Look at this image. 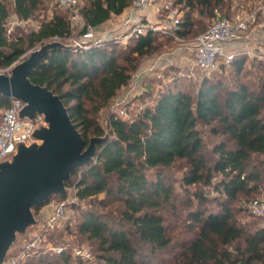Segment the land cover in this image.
<instances>
[{"label": "trees", "instance_id": "obj_1", "mask_svg": "<svg viewBox=\"0 0 264 264\" xmlns=\"http://www.w3.org/2000/svg\"><path fill=\"white\" fill-rule=\"evenodd\" d=\"M131 1L83 0L78 35L120 16ZM232 1L175 0V5L186 8L176 34L180 38L192 34L193 11L212 18L214 12L230 17L235 11ZM39 6L40 0H0V69L49 41L69 45L70 19L55 9L25 36L8 34L10 9L19 21L27 22ZM158 37L173 42L170 36L149 30L131 38L124 50L110 42L53 49L30 75L32 83L60 97L84 148L91 138L108 135L106 142L96 145L91 162L76 169L65 186L73 189L78 202L103 206V200L97 201L100 195L121 202V218L131 230L114 228L94 210H83L73 202L71 209H77L81 218L78 232L99 243L103 264H149L138 259L137 242L147 247L150 257H171L159 259L161 264H264V223L253 216L254 220L242 222L238 218L242 210L232 207L240 196L249 199L256 194L264 181V72L240 80L235 77L230 86L224 85L221 73H214L202 80L196 94L175 79L133 117L110 115L107 133L98 123V112L129 84L140 61L161 51ZM246 62L245 56L234 59L230 66L234 76L242 73ZM251 63L262 66L260 60ZM7 104L8 99L0 96V110ZM207 136L214 140L210 146ZM177 163L184 169L177 180L183 198L170 183L169 169ZM190 186L194 188L189 190ZM201 188H211L220 196L212 200L215 209L207 208L211 200ZM59 197L61 201L65 195ZM160 211L176 220L183 217L180 228L188 235L185 241H175L176 227L165 224ZM41 260V253L34 252L21 264Z\"/></svg>", "mask_w": 264, "mask_h": 264}, {"label": "rangeland", "instance_id": "obj_2", "mask_svg": "<svg viewBox=\"0 0 264 264\" xmlns=\"http://www.w3.org/2000/svg\"><path fill=\"white\" fill-rule=\"evenodd\" d=\"M261 1L263 0H251L246 4H242L241 2H239V4L243 5L246 10H249L255 7ZM174 2L175 0H150L148 8L142 13L148 17L147 20H149L150 24L166 25L169 21L168 16L171 10H175L180 18L186 12V8L182 6L179 7L175 5ZM82 4L83 0H79L76 6L73 7V9L66 10L57 8L55 0H40V6L38 11L36 12L34 19L27 22L19 21L10 9V14L6 23L7 32L8 34L14 36H25L31 30L37 29L38 24L43 20L48 19L51 15L52 10L55 9L66 13V15L70 19L71 27L73 30V37L69 43V46L75 44V42L76 44H81L83 42V39L78 35V32L81 29L82 21L78 12ZM228 4L229 1L226 2L225 6L227 7ZM231 4L233 7L236 6V4H234V1H232ZM236 9L237 8H234V10ZM217 13L220 14L221 12ZM214 14H216V12H214ZM127 17L128 11L126 10L124 16L121 17L118 25L121 26L122 22H124ZM192 17L195 24L192 30V34L185 38H180V41L173 40L172 43H166L161 37H158V40L156 41L157 44H163L161 51L149 58L142 59L137 71L134 72L129 84L118 91L116 97L111 100L110 104L105 109L98 112V123L105 130V132L107 131L108 118L110 115H119L121 111H124L126 114V117L124 118L133 117L141 109L148 105H151L157 94L160 91H163L167 87L171 86L175 79L179 80L182 88L189 90L192 94H196L200 83L207 77L203 76L197 69L191 68L189 66L190 63L188 61L190 58L188 56L187 50H183L181 54L178 53V49L181 47L188 48L194 38H196V36H198V34L202 30L207 28L213 18L207 16L206 14L199 15L195 11L192 12ZM259 20H264V14L258 17L257 22ZM110 28L101 27L93 29V39H95L94 41L99 40L100 42H102V46L104 43L110 42L114 44V48H121L122 50H124L130 39H124V34L114 35L113 33H110ZM94 41L90 43H93ZM39 47L40 46H36L35 48L29 50L24 56L21 57L20 60L27 57L31 51ZM183 54L185 56L182 57ZM159 58H162V60L164 61H159ZM246 59L247 62L243 68V71L238 76H234L233 69H230L231 67L220 72L221 77L224 78V85L230 86L233 83L235 77L240 80L242 78H245L246 76L253 77L255 74L258 75L264 72V60H260V62H262V66H259L258 64L251 63L252 60L256 59H250L247 57ZM10 67L0 69V73H8ZM211 77L212 76H210L209 78ZM143 89L144 91H146L144 92ZM1 112L2 109L0 110V118ZM199 128L203 129L204 133H207V129L203 127ZM205 142L208 146H210L214 142V140L207 136L205 137ZM183 170L184 169H182L181 163H177L169 169V174L173 178V180H170V183L173 185L175 192L180 198H183L184 194L179 188L177 180L181 178ZM193 188V186L188 187L189 190H192ZM201 189L203 190L204 195L211 200L206 205L207 208L215 209L216 204L212 200L221 199L220 196L216 194L211 188ZM53 197L54 198L50 200L47 205L39 206V208L33 210V214L36 220L40 219V214H42V222L44 223L51 215L54 204L57 203L60 199L59 196ZM262 197H264V181L260 185V189L256 194L250 196L249 199L240 196V200L236 201L234 205H232L233 209L238 208L242 210V212L238 214V218L241 219L242 222H250L254 220V218L249 214L247 210V205L251 199ZM64 199L67 201L63 216L61 217L60 221L55 224L52 229L46 232L42 231V236L37 226H34L25 235H19L17 237L16 243L10 250L11 255L6 258L5 264H9V262L13 259V256L18 253L21 246L25 245L26 243H31L32 241L34 242V248L28 251L29 254L27 257L31 256V254H33L34 252L39 254L41 253L42 255V262H34L33 264H64V260L67 261V264H79V261L84 264H103L100 259L102 253L100 251L99 243L97 241L88 240L85 236H82L78 232L77 224L81 218L79 215L80 213L79 211H77V209H71V203L78 202L74 197V191L72 188L67 189ZM100 200L104 201L103 206L90 204L87 201L78 202V206L83 210H94L95 212L100 214L107 222L113 225L114 228L123 227L126 230H131V225L124 222L121 218V212L123 210V205L121 202L115 199H111L110 197L107 198L103 195L97 197V201ZM160 213L166 220L165 224L170 225L173 228L176 227L172 233L176 238L175 241H185L188 235L184 234L183 229L180 228V226H182L181 220H183V217L180 220H176L175 218H172L168 213H163L162 211H160ZM258 222H260L261 224L262 220L258 219ZM34 236L39 237L35 239ZM135 245L139 250L138 259L140 261L147 260L150 261L149 264H152L156 262L160 263L159 259L161 258L171 259V257H169L168 255L162 254L157 255V258L155 259L149 256L148 249L143 243L137 242L135 243ZM77 253H80V255H77ZM81 254H86V257L84 256L83 259L82 257H80Z\"/></svg>", "mask_w": 264, "mask_h": 264}, {"label": "water", "instance_id": "obj_3", "mask_svg": "<svg viewBox=\"0 0 264 264\" xmlns=\"http://www.w3.org/2000/svg\"><path fill=\"white\" fill-rule=\"evenodd\" d=\"M57 48H72L51 41L31 51L27 57L0 73V96L23 104L19 119L42 116L31 134L30 143L19 142L15 152L0 162V264H4L19 235H25L38 220L33 209L50 197L65 195L71 174L88 165L96 145L108 135L84 140L71 121L59 96L45 86L31 82L30 75L45 55Z\"/></svg>", "mask_w": 264, "mask_h": 264}, {"label": "built area", "instance_id": "obj_4", "mask_svg": "<svg viewBox=\"0 0 264 264\" xmlns=\"http://www.w3.org/2000/svg\"><path fill=\"white\" fill-rule=\"evenodd\" d=\"M78 1L55 0V3L60 8L73 9ZM149 4L150 0L131 1L127 9L128 17L121 25L127 28L124 33V39H131L143 35L150 30L170 36L174 41H180V37L176 34L180 17L175 10L169 12V21L166 25H153L149 21L146 22V20L144 21L139 18L132 19V16H137L146 10ZM234 4H236L234 7L237 9L233 11L230 17H223L216 12L211 23L202 33L194 38L188 48L181 47L178 49V53L181 54L183 50H187L190 58L188 61L190 63L189 66L197 69L205 77L230 68L237 56L264 60V52L258 47L250 45V43H253L252 34L256 30L258 17L264 14V0L249 10H246L243 5H240L239 1L235 0ZM81 37L83 42L81 44H76L75 42L77 47L85 46V44L95 40L93 39V29L88 28ZM93 43L101 45L102 42L98 40ZM183 56L185 55L183 54ZM158 60L161 62L164 61L162 58ZM22 107L23 104L20 101L8 99V104L2 109L0 118V162L9 158L15 152L17 143H30L33 130L42 123V116L37 114L31 119L26 117L19 119L18 114ZM119 116L124 118L126 114L124 111H121ZM66 201L62 199L55 203L51 215L44 223L42 222V214H40V219H38L36 226L41 236L42 231L46 232L52 229L60 221L64 213ZM247 210L251 216L261 219L264 223V197L251 200L247 205ZM38 237L34 236L35 239ZM32 248H34L33 241L21 246L9 264H21L28 256V251ZM77 255H80V253H77ZM85 255L81 254L80 257L83 258Z\"/></svg>", "mask_w": 264, "mask_h": 264}, {"label": "crops", "instance_id": "obj_5", "mask_svg": "<svg viewBox=\"0 0 264 264\" xmlns=\"http://www.w3.org/2000/svg\"><path fill=\"white\" fill-rule=\"evenodd\" d=\"M124 14L125 12L118 17L112 16L110 20H108L107 22H105L98 28H101V27L110 28L111 27L109 31L110 33H113L114 35L124 34L127 28L118 25L121 17H123ZM134 18H137V19L139 18L144 21L148 19V17L143 13L137 16H132V19ZM252 40H253V43H250V45H252L253 47L255 46L258 47L263 52L264 50V20H259L257 22L256 30L252 34Z\"/></svg>", "mask_w": 264, "mask_h": 264}]
</instances>
